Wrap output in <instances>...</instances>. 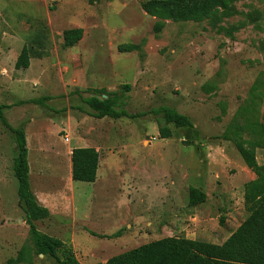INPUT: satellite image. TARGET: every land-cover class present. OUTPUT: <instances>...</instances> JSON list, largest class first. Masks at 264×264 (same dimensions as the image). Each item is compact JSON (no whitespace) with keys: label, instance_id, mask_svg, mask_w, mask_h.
<instances>
[{"label":"rangeland","instance_id":"obj_1","mask_svg":"<svg viewBox=\"0 0 264 264\" xmlns=\"http://www.w3.org/2000/svg\"><path fill=\"white\" fill-rule=\"evenodd\" d=\"M145 1L0 0V102L14 127L26 125L32 185L50 189L56 176L70 190L60 175L65 171L61 155L84 136L100 142V154L115 163L104 174L103 195L111 202L128 198L114 213L125 212L129 219L122 238L108 237L118 231L115 218L95 219L104 207L97 201L90 205L87 198L96 190L89 182H75L82 198L77 218L52 215L36 222L82 261L157 240L165 221L181 237H198L201 219L218 229L225 223L236 227L247 217L243 185L254 172L234 140L254 139L257 160L264 163V136L252 133L253 121L264 124V81L255 87L264 80V0H231L227 10L200 22L167 20L159 33L154 31L157 18L142 6ZM69 28L84 30L73 47L63 41ZM130 43L139 49L119 51ZM24 46L30 48V66L17 69ZM124 84L131 85L129 91ZM99 88L124 94L130 112L167 105L188 115L194 126L170 125L174 135L163 138L153 114L96 118L82 97ZM16 154L15 138L0 121V264H13L21 249L17 264H54L37 252L30 237L13 171ZM144 158L150 159L158 183L170 189L173 200L167 206L159 200L143 204L134 196L128 174ZM192 186L207 194L205 202L189 204Z\"/></svg>","mask_w":264,"mask_h":264},{"label":"trees","instance_id":"obj_2","mask_svg":"<svg viewBox=\"0 0 264 264\" xmlns=\"http://www.w3.org/2000/svg\"><path fill=\"white\" fill-rule=\"evenodd\" d=\"M230 5L231 0H147L142 4L150 15L157 18L154 24V31L157 33L164 29L167 20L200 22L212 18L219 11L227 10ZM83 35V28L65 29L63 31L64 45L73 47L83 38ZM137 49H139L138 44L119 46L120 52ZM30 58V48L24 46L17 57L15 68H29ZM263 81L257 82L255 87H259ZM123 88L129 91L131 85L124 84ZM82 100L92 109L90 114L99 119L137 118L145 114H153L163 138L174 135L170 125L177 128L194 126L188 115L167 105H161L146 112H130L125 108L124 94L109 92L104 88L93 89L92 93L82 97ZM6 107L0 102V121L13 134L16 141L17 154L13 162V171L18 181L19 205L26 214V222L29 225L34 246L39 254L51 258L54 264H82L74 250L62 239L41 231L36 224L37 221L49 219L51 212L39 201L32 189L26 125L21 123L14 127L5 115ZM255 121L252 123V133L254 136H264V124L258 120ZM234 142L244 163L254 172L255 178L244 185V207L247 217L226 241L215 244L200 239L166 236L115 255L106 263L96 264H264V163H259L257 160L254 139L237 138ZM71 160L74 181L92 183L97 179L99 151L96 148L76 147L72 150ZM206 199L205 192L197 187H190V205L203 203ZM223 222L224 217L221 216V225ZM124 230L125 228H122L108 237H120ZM90 232L92 235H98L93 231ZM22 254L23 249L10 261L17 264L22 260Z\"/></svg>","mask_w":264,"mask_h":264},{"label":"crops","instance_id":"obj_3","mask_svg":"<svg viewBox=\"0 0 264 264\" xmlns=\"http://www.w3.org/2000/svg\"><path fill=\"white\" fill-rule=\"evenodd\" d=\"M80 137L81 138H79L78 145L76 147H83V148L94 147L99 151V167L97 170V179L94 182H92V185L96 190V193H93L90 197L88 196L87 198V199H91L90 205L91 204L94 205V203L97 201L99 205H103L104 207L100 212L96 214L95 219L99 221H103L104 218H108L109 220L113 221V218H115L113 222L115 223L117 221V224H119L117 226L118 228L117 230H120L124 227H127V228L130 227V224L127 223L129 219L128 218L126 219L124 216L125 212H119L118 214L114 215V213H117L116 211L118 208V202L122 204L120 208L122 209V207L124 206V203L127 202L128 198L125 197V195H122L121 198L115 199V202H111L110 201L111 198L105 197L103 195L104 193H102L106 187L105 182L108 181L107 176L105 177V181H103L104 174L107 171H112L113 167H115L114 160H111V158L108 157L107 155L102 156L100 154V149L103 148V145L100 142L94 139L90 140L84 136H80ZM150 141L151 140H149L148 142V146L151 145ZM76 147H67L63 155H61L63 157V160L61 161V165L65 167V171L64 172L61 171L60 175L64 178V181L68 183V186L70 185V190L67 187H65L62 179L55 181V178H57L55 175H54L55 177H52V181L54 184L52 188L50 189H46V188L43 189L40 186L37 188H34V186L32 185L33 182H31L34 193L36 194L39 201L50 210L51 216L53 215L55 217L56 216L61 217L63 215H73L74 218L78 217L79 208L77 206H78V202H80L82 198H80L81 191L78 190L79 186L77 189L75 182H81V181H74L72 179V160H71L72 150ZM144 160H146V162ZM144 160L138 161L137 162L138 165L132 168L131 172L128 174V177L130 178V180L134 182L133 188H132V191H134V196L135 197L138 196L141 202H143V204H145L146 200L150 204H153L155 201L159 200L160 202L159 204H162V205L164 204L165 206H167V202L173 200V198H171L172 194L170 192V189L167 188V186L160 185L158 183L157 177L155 176L156 173L154 172L152 167L148 165L149 163L148 160L150 159L144 158ZM116 167L118 168V166ZM101 170H102V174H101ZM118 171H119V168H118ZM54 174H58V172L56 171V173ZM164 174L166 175V172H164ZM32 175H33V168H32V165L30 164V180L32 178ZM254 178H255V174L253 177L250 178V180ZM250 180H246L244 182V185L246 182ZM155 187H158L157 189L159 190L155 191L156 189ZM143 192H146V193H143ZM157 192L159 193V195H156ZM142 196H144V198H142ZM145 197L147 199H145ZM109 206H112V207H109ZM105 208H113L114 210L106 209L107 210L106 211ZM129 215L134 216L131 208L129 210ZM89 217H91V214H89ZM154 223L155 222L153 221L148 222V224L151 226H153ZM168 224L169 223H167L166 221L164 223H160V233H162V236L159 239L166 237V236H174V234L171 233L172 231L171 226ZM240 224H238L236 227H231L229 225H226L225 223L223 227L218 229L214 226L213 223L209 221H204L201 219V221L196 225L195 233L198 235V237H193L190 235H187L185 237L190 238V239L205 240V241L215 243V244H222L240 226ZM122 236L118 238H122ZM71 238L74 239V233H72ZM73 244H74V240H73ZM88 250L93 251L92 248H88ZM104 253L105 251H103L102 257L94 255L92 256L94 258H91V260L82 261L79 259V261L82 264L106 263L113 256H109V254H104Z\"/></svg>","mask_w":264,"mask_h":264},{"label":"built area","instance_id":"obj_4","mask_svg":"<svg viewBox=\"0 0 264 264\" xmlns=\"http://www.w3.org/2000/svg\"><path fill=\"white\" fill-rule=\"evenodd\" d=\"M64 138H65V141H66V142H69V141H70V137H69L68 135H65Z\"/></svg>","mask_w":264,"mask_h":264},{"label":"water","instance_id":"obj_5","mask_svg":"<svg viewBox=\"0 0 264 264\" xmlns=\"http://www.w3.org/2000/svg\"><path fill=\"white\" fill-rule=\"evenodd\" d=\"M106 96V95H105ZM40 255H43V254H40Z\"/></svg>","mask_w":264,"mask_h":264}]
</instances>
